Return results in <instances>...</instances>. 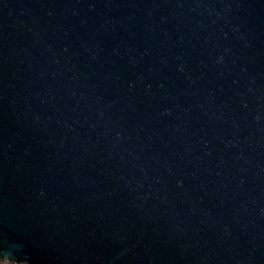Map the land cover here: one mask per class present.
I'll list each match as a JSON object with an SVG mask.
<instances>
[{"label": "water", "instance_id": "95a60500", "mask_svg": "<svg viewBox=\"0 0 264 264\" xmlns=\"http://www.w3.org/2000/svg\"><path fill=\"white\" fill-rule=\"evenodd\" d=\"M2 264H264V0H0Z\"/></svg>", "mask_w": 264, "mask_h": 264}, {"label": "rangeland", "instance_id": "374dc122", "mask_svg": "<svg viewBox=\"0 0 264 264\" xmlns=\"http://www.w3.org/2000/svg\"><path fill=\"white\" fill-rule=\"evenodd\" d=\"M0 264H2V263L0 262Z\"/></svg>", "mask_w": 264, "mask_h": 264}]
</instances>
